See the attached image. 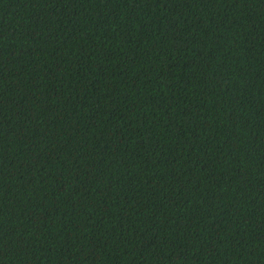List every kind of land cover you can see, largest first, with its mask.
<instances>
[{
  "label": "trees",
  "instance_id": "1",
  "mask_svg": "<svg viewBox=\"0 0 264 264\" xmlns=\"http://www.w3.org/2000/svg\"><path fill=\"white\" fill-rule=\"evenodd\" d=\"M0 264H264V0H0Z\"/></svg>",
  "mask_w": 264,
  "mask_h": 264
}]
</instances>
